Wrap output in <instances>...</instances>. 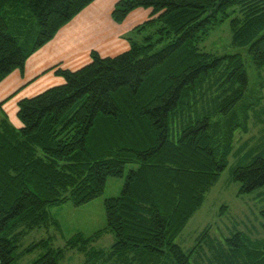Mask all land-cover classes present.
<instances>
[{
	"label": "trees",
	"instance_id": "1",
	"mask_svg": "<svg viewBox=\"0 0 264 264\" xmlns=\"http://www.w3.org/2000/svg\"><path fill=\"white\" fill-rule=\"evenodd\" d=\"M93 1L0 0V83L23 73L28 58ZM139 8L150 18L127 36V51L105 58L92 51L75 71L53 67L64 83L20 100L19 128L2 115L0 264L37 250L30 264H60L69 251L86 264H264V242L239 233L220 241L205 228L187 253L175 243L262 100L242 103L238 115L248 89L242 56L199 45L228 21L233 45L247 46L253 65L264 68V0H118L112 20L122 23ZM127 164L136 168L120 194L104 200L103 230L77 233L62 248L43 239L16 255L28 232L58 228L49 208L91 202ZM232 181L239 195L263 188L264 155L234 168ZM103 232L115 241L96 251L90 245Z\"/></svg>",
	"mask_w": 264,
	"mask_h": 264
},
{
	"label": "rangeland",
	"instance_id": "2",
	"mask_svg": "<svg viewBox=\"0 0 264 264\" xmlns=\"http://www.w3.org/2000/svg\"><path fill=\"white\" fill-rule=\"evenodd\" d=\"M199 46L203 51L218 56L231 54L242 56L248 89L244 98L236 105L235 112L238 115H241L242 103L256 100V98H262V100L257 111L250 113L249 132L247 134L236 132L227 168L206 194L201 208L176 238L175 243L184 253L193 248L197 237L205 228H209L210 237L214 240L223 241L239 233L253 244L264 242V217L260 214L264 208V187L252 193L239 195L240 185L232 181L234 168L248 164L257 155H264V68L257 69L253 65L247 46L233 45L228 21L210 30L207 38ZM61 80L63 84V78ZM12 103L7 114H10L11 120H17L14 117L17 105ZM0 116H2L1 110ZM134 168H136L134 164H127L121 178H108L103 193L83 206L75 207L71 203H66L49 208L50 217L58 222V228L52 226L48 229L41 228L28 232L17 243L16 255L28 245L43 239L50 238L54 248H62L65 242L77 233L89 237L103 230L106 227L103 202L120 194L127 172ZM114 241L113 233L103 232L90 247L96 251H107ZM41 254L42 251L37 250L26 255H18L15 264H30ZM60 264L86 263L82 254L69 251Z\"/></svg>",
	"mask_w": 264,
	"mask_h": 264
},
{
	"label": "crops",
	"instance_id": "3",
	"mask_svg": "<svg viewBox=\"0 0 264 264\" xmlns=\"http://www.w3.org/2000/svg\"><path fill=\"white\" fill-rule=\"evenodd\" d=\"M117 1L94 0L63 26L50 42L28 58L23 73L16 70L0 83V103L4 102L0 110L15 128L20 127L19 121L11 120L10 114H7L12 102L17 105V99L31 98L62 85V78L50 69L59 66L75 71L90 62L92 51L105 58L115 57L129 49L127 36L150 18L151 10L136 9L118 24L111 17Z\"/></svg>",
	"mask_w": 264,
	"mask_h": 264
}]
</instances>
